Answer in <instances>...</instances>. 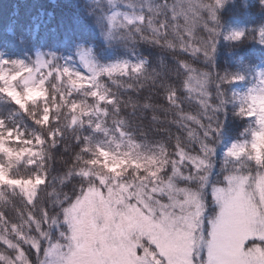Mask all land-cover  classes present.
Returning <instances> with one entry per match:
<instances>
[{"label": "snow or ice", "instance_id": "obj_1", "mask_svg": "<svg viewBox=\"0 0 264 264\" xmlns=\"http://www.w3.org/2000/svg\"><path fill=\"white\" fill-rule=\"evenodd\" d=\"M77 2L0 39V264H264V0Z\"/></svg>", "mask_w": 264, "mask_h": 264}, {"label": "trees", "instance_id": "obj_2", "mask_svg": "<svg viewBox=\"0 0 264 264\" xmlns=\"http://www.w3.org/2000/svg\"><path fill=\"white\" fill-rule=\"evenodd\" d=\"M25 27H29L30 31L25 32ZM8 31H15L17 36L24 35L29 40L31 32H36V45L42 44L45 49L56 48L63 55L68 54L67 43L76 39L94 41L97 53L105 47L96 31L91 29L89 21L84 19L77 0H0V39H9ZM137 50L138 53L155 59L154 48L138 45ZM227 51V46L221 48L219 64L223 65ZM123 52L121 49V53ZM121 58H127V55L123 54ZM238 123L229 114V126L233 135Z\"/></svg>", "mask_w": 264, "mask_h": 264}]
</instances>
